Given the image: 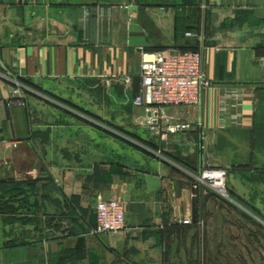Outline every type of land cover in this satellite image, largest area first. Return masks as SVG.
Wrapping results in <instances>:
<instances>
[{
    "label": "crops",
    "instance_id": "crops-1",
    "mask_svg": "<svg viewBox=\"0 0 264 264\" xmlns=\"http://www.w3.org/2000/svg\"><path fill=\"white\" fill-rule=\"evenodd\" d=\"M199 46L214 86L142 125V54ZM231 85L244 123L220 127ZM202 167L228 170L229 198L193 187ZM110 199L125 227L96 233ZM257 227L264 0H0V264H176L185 245L235 264Z\"/></svg>",
    "mask_w": 264,
    "mask_h": 264
},
{
    "label": "built area",
    "instance_id": "built-area-1",
    "mask_svg": "<svg viewBox=\"0 0 264 264\" xmlns=\"http://www.w3.org/2000/svg\"><path fill=\"white\" fill-rule=\"evenodd\" d=\"M204 47L197 49L159 50L144 52L141 58L140 76L142 89L135 98V103L144 106L150 113L148 118L140 123L153 130L158 129L160 112L171 106L199 105L205 90L214 86L207 77L204 68ZM129 80V79H128ZM14 93L19 95L20 88ZM20 96V95H19ZM20 98V97H19ZM243 98L240 86H228L220 97L218 125L220 127H240L243 125ZM23 104L25 101L17 99ZM178 125L171 127L174 131ZM6 145L10 143L5 142ZM13 146L17 143L13 142ZM228 170L223 167H202L195 176L193 187L196 189L208 187L220 196L229 198L227 188ZM126 205L124 202L110 199L96 204V228L94 232H117L125 227ZM191 218H184V224H190Z\"/></svg>",
    "mask_w": 264,
    "mask_h": 264
},
{
    "label": "rangeland",
    "instance_id": "rangeland-1",
    "mask_svg": "<svg viewBox=\"0 0 264 264\" xmlns=\"http://www.w3.org/2000/svg\"><path fill=\"white\" fill-rule=\"evenodd\" d=\"M257 230H260L261 233L258 235L256 234L255 237L252 238L251 242L249 243L252 252L250 253L251 254L250 257L245 258V256L242 255L235 260V264H264V227L263 228L260 227V229L257 227ZM242 246H247V244L243 243ZM184 249L185 251L181 253L182 257L180 256V253H178L179 257L176 260L177 261L176 264H201L200 259L194 257L193 254H190L189 251H191V249L189 250L186 249V245L184 246ZM213 262L215 264V260ZM226 262H227L226 264H232L229 263L228 260H226Z\"/></svg>",
    "mask_w": 264,
    "mask_h": 264
},
{
    "label": "trees",
    "instance_id": "trees-1",
    "mask_svg": "<svg viewBox=\"0 0 264 264\" xmlns=\"http://www.w3.org/2000/svg\"><path fill=\"white\" fill-rule=\"evenodd\" d=\"M198 47H196V48H193V49H197Z\"/></svg>",
    "mask_w": 264,
    "mask_h": 264
}]
</instances>
